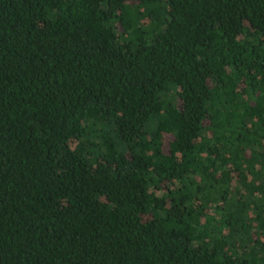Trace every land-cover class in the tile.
<instances>
[{
    "label": "trees",
    "instance_id": "16d2710c",
    "mask_svg": "<svg viewBox=\"0 0 264 264\" xmlns=\"http://www.w3.org/2000/svg\"><path fill=\"white\" fill-rule=\"evenodd\" d=\"M0 264H264V0H0Z\"/></svg>",
    "mask_w": 264,
    "mask_h": 264
}]
</instances>
